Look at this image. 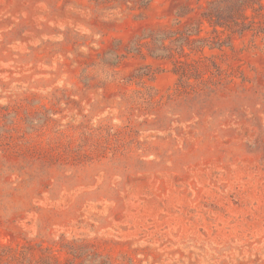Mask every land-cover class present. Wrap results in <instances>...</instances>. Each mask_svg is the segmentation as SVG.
<instances>
[{
  "label": "rangeland",
  "instance_id": "obj_1",
  "mask_svg": "<svg viewBox=\"0 0 264 264\" xmlns=\"http://www.w3.org/2000/svg\"><path fill=\"white\" fill-rule=\"evenodd\" d=\"M238 1L0 0V264H264V0L203 16Z\"/></svg>",
  "mask_w": 264,
  "mask_h": 264
},
{
  "label": "trees",
  "instance_id": "obj_2",
  "mask_svg": "<svg viewBox=\"0 0 264 264\" xmlns=\"http://www.w3.org/2000/svg\"><path fill=\"white\" fill-rule=\"evenodd\" d=\"M225 2L228 0H224ZM232 0H230L231 2ZM262 0H239L232 6H214L209 11L203 14L204 18L208 21L210 26L218 31V28L222 29V33L228 32L230 35L235 33H245L250 30L247 24L241 23L238 20L243 19L246 16V11L249 8H255L256 2ZM229 2V3H230ZM261 8L263 6H260ZM264 33V30H260Z\"/></svg>",
  "mask_w": 264,
  "mask_h": 264
}]
</instances>
